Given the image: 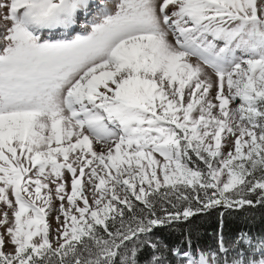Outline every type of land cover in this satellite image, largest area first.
I'll return each instance as SVG.
<instances>
[{"label": "snow or ice", "instance_id": "1", "mask_svg": "<svg viewBox=\"0 0 264 264\" xmlns=\"http://www.w3.org/2000/svg\"><path fill=\"white\" fill-rule=\"evenodd\" d=\"M0 206V264H264V0H0Z\"/></svg>", "mask_w": 264, "mask_h": 264}, {"label": "trees", "instance_id": "2", "mask_svg": "<svg viewBox=\"0 0 264 264\" xmlns=\"http://www.w3.org/2000/svg\"><path fill=\"white\" fill-rule=\"evenodd\" d=\"M242 213H233L230 218L225 219L224 232L226 236L234 235L238 229L242 227H248L254 231L264 229V209L257 208L255 210V222L252 224H246L242 221ZM200 225V237L199 242L201 244H211L214 242V233L218 231L219 221L217 215L212 213L206 217H201L199 220ZM168 236L171 240H178L179 237L170 235L167 232L162 233Z\"/></svg>", "mask_w": 264, "mask_h": 264}, {"label": "rangeland", "instance_id": "3", "mask_svg": "<svg viewBox=\"0 0 264 264\" xmlns=\"http://www.w3.org/2000/svg\"><path fill=\"white\" fill-rule=\"evenodd\" d=\"M0 207H2V206H0ZM50 222H51V224H52V226H53V227H55V226H56V222H55V220H54V219L50 218Z\"/></svg>", "mask_w": 264, "mask_h": 264}]
</instances>
